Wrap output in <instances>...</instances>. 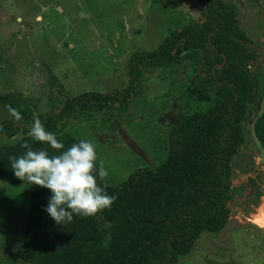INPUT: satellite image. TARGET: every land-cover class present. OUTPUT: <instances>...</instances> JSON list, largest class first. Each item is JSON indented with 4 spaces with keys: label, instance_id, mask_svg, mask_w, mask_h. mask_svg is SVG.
I'll return each instance as SVG.
<instances>
[{
    "label": "trees",
    "instance_id": "1",
    "mask_svg": "<svg viewBox=\"0 0 264 264\" xmlns=\"http://www.w3.org/2000/svg\"><path fill=\"white\" fill-rule=\"evenodd\" d=\"M201 17L171 28L153 49L133 51L128 59V82L110 92L84 91L75 96L51 91L44 112L37 98L20 92L0 93V134L21 135L0 146V181L25 183L15 177L9 157L47 144L28 136L33 117L56 134L65 149L84 139L64 131L80 119L92 131L116 132L114 111L125 112L137 96L147 71L192 69L186 88L192 100L207 104L180 113L174 129L182 135L166 159L154 169L135 171L121 183L107 186L117 199L91 217L74 214L71 223L57 224L44 211L50 190L31 186L21 258L32 264H177L202 231L218 232L228 222L232 194V160L245 141L242 121L259 89L257 72L264 70L261 51L240 28L234 0H198ZM169 12L172 0H151ZM8 105L21 112L16 121ZM185 107V105H184ZM107 113V114H106ZM110 114V116L108 115ZM264 150V108L253 123ZM86 140V139H84ZM97 165V176H98ZM104 187L101 180L98 181Z\"/></svg>",
    "mask_w": 264,
    "mask_h": 264
},
{
    "label": "rangeland",
    "instance_id": "2",
    "mask_svg": "<svg viewBox=\"0 0 264 264\" xmlns=\"http://www.w3.org/2000/svg\"><path fill=\"white\" fill-rule=\"evenodd\" d=\"M234 1L240 28L264 61V0ZM172 4L163 13L151 0H0V93L32 95L44 112L51 91L75 96L124 87L133 51L155 48L171 28L202 15L198 0ZM192 75L184 64L147 71L128 110L111 115L116 132L92 131L80 119L66 124L65 132L96 144L97 165L103 160L109 172L103 185L154 169L183 140L174 132L180 113L207 106L189 97ZM256 76L260 86L242 121L245 141L231 162L229 220L218 232L202 231L177 264H264V150L253 131L264 108V70ZM20 137L0 134V146ZM30 192L29 184L0 181V264H32L21 258Z\"/></svg>",
    "mask_w": 264,
    "mask_h": 264
},
{
    "label": "clouds",
    "instance_id": "3",
    "mask_svg": "<svg viewBox=\"0 0 264 264\" xmlns=\"http://www.w3.org/2000/svg\"><path fill=\"white\" fill-rule=\"evenodd\" d=\"M16 121L22 120L21 112L11 105L6 106ZM28 136L41 144L57 150L50 154L46 149L33 150L25 142L21 146L26 153L9 157L16 178L30 185L50 190L51 196L44 209L60 225L71 223L74 214L81 217L95 216L111 207L117 199L109 195L106 185L101 187L99 180L108 177L105 162L99 161L96 144L91 140H80L65 149L56 134L46 130L38 116L33 117Z\"/></svg>",
    "mask_w": 264,
    "mask_h": 264
},
{
    "label": "bare ground",
    "instance_id": "4",
    "mask_svg": "<svg viewBox=\"0 0 264 264\" xmlns=\"http://www.w3.org/2000/svg\"><path fill=\"white\" fill-rule=\"evenodd\" d=\"M259 218H260V216H259ZM261 220V219H260Z\"/></svg>",
    "mask_w": 264,
    "mask_h": 264
},
{
    "label": "crops",
    "instance_id": "5",
    "mask_svg": "<svg viewBox=\"0 0 264 264\" xmlns=\"http://www.w3.org/2000/svg\"><path fill=\"white\" fill-rule=\"evenodd\" d=\"M261 229V228H260Z\"/></svg>",
    "mask_w": 264,
    "mask_h": 264
}]
</instances>
